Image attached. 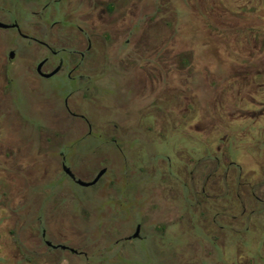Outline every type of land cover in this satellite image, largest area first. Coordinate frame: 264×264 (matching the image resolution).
<instances>
[{
	"label": "flooded vegetation",
	"instance_id": "af4514ba",
	"mask_svg": "<svg viewBox=\"0 0 264 264\" xmlns=\"http://www.w3.org/2000/svg\"><path fill=\"white\" fill-rule=\"evenodd\" d=\"M188 2L195 28L210 37L209 46L205 45L210 49L206 50L212 57L216 51L228 53L217 62L207 61L210 90L201 98L195 86L197 47L182 48L179 5L172 14L173 22L163 19L165 25L175 27L153 29L152 43L149 0H0V31L12 30L24 41L0 44V123L5 125L7 115L14 114L8 112L12 106L17 112L14 99L8 108L2 103L15 81L10 73L16 62L23 61L36 83L57 77L72 83L63 101L65 123L87 131L88 137L98 132L111 149L104 162L118 165L113 152L126 144L134 129L130 112L125 108L123 116L113 115L98 126L84 110L85 105L98 103L103 72L113 69L127 83L126 91L140 114L139 128L163 143L173 144L180 138L190 146L184 149V143L177 144L173 150L176 162L168 160L166 154L159 156L157 183L165 186L164 196L174 195L180 213L173 227L185 223L190 232L196 218L204 238H192L189 245L198 249L197 244H211L212 258L217 246L224 254L214 258L216 263L225 259L227 264H264V0ZM20 11L25 16L21 17ZM110 52L116 58L113 61L108 58ZM218 64L225 69L220 77L215 70ZM228 66L237 70L231 74ZM218 77L228 85H217L215 91ZM77 93L80 97L73 99ZM151 98L157 106L151 107ZM110 129L114 134L105 140L104 132ZM103 153L98 151L97 159ZM62 155L61 168L67 178L76 183L84 180L67 165L68 156ZM20 159L5 158L2 162L15 164L9 170H16ZM129 164L133 165L125 162V166ZM134 167L144 174L143 166ZM37 168L32 163L26 173L4 168L0 172V264H39L42 253L46 258L60 251L86 254L49 239L37 216L24 226L20 213L34 207L22 203L20 192L24 186H38ZM103 169L107 168L99 172ZM138 228L140 234L135 237ZM141 230L138 224L134 234L122 241L142 240ZM249 235L252 243L262 245L259 256L249 255Z\"/></svg>",
	"mask_w": 264,
	"mask_h": 264
},
{
	"label": "rangeland",
	"instance_id": "374dc122",
	"mask_svg": "<svg viewBox=\"0 0 264 264\" xmlns=\"http://www.w3.org/2000/svg\"><path fill=\"white\" fill-rule=\"evenodd\" d=\"M149 3L152 43L156 32L153 29H173L174 25L167 26L164 21L173 22L175 6L182 7V48L189 50L193 46L197 47L195 86L199 87L201 98L208 88L210 90V84L206 83L207 61L213 59L217 62L227 58L228 53L216 51L215 57H212L211 52L206 50L210 49L205 46H209L210 37L195 28L189 14L192 4L188 0H149ZM19 14L25 16L22 11ZM12 42L24 41L12 30L0 31V44ZM108 58L112 61L116 59L111 52ZM228 69L230 73L237 70L231 66ZM215 70L219 71L220 77L225 69L218 64ZM12 72L10 78L15 75V81L2 107L8 108L11 99H14L17 112L12 106L8 112L12 110L14 114L7 115L6 126L0 123V172L4 168L8 172L26 173L30 171V165L35 163L38 166V186L32 189L24 186L20 195L23 204L33 205L38 211L35 212L33 208L20 213L24 226L37 216L43 221L49 239L86 253L78 256L60 251L50 258L42 253L39 264H46L47 260L48 264H227L225 259L220 260V263L214 260L224 254L217 246H214L212 258L209 255L213 251L211 244H197L198 249L189 245L192 238H204L202 229L197 227L196 218L192 219L195 228L190 232L185 223L177 229L173 227L180 213L174 195L164 196L165 186L157 183L159 156L166 154L168 160L176 162L178 158L173 150L177 144L184 143V149H190V146L180 138L176 142L174 136L175 143H163L153 134L146 133L142 127L139 128L140 114L135 110V102L127 93V83L122 76L115 74L113 69H105L102 84L98 88L101 98L98 103L84 106L92 123L98 126L105 124L113 115L123 116L125 108L130 112L134 129L127 136L126 144L122 143L116 151L112 148L113 155L119 161L116 165L104 162L109 153V144L96 135L98 132L88 137L87 131H82L76 125L68 127L65 123L63 101L67 99V91L72 83L62 77L36 83L31 80L23 61L16 62ZM219 77L216 81L221 79ZM216 81L215 91H218L217 85H228L225 79L219 84ZM79 97L77 93L73 99L78 100ZM199 100L203 106L204 101ZM151 103V107L157 106L154 98H151ZM155 122L157 124L158 119ZM113 134L111 129L104 132V139H109ZM156 134L159 132L156 131ZM82 139L85 140L80 141ZM98 151L104 153L97 159ZM62 154L68 156L67 165L84 180L93 179L101 168H107L108 172L99 184L82 187L64 174L61 168ZM15 157H21L20 163H16V170H9L15 164L5 165L2 161ZM125 162L143 166L144 174L132 164L125 166ZM138 224L142 226V240L122 241L134 234ZM162 225L169 227L163 229ZM26 230L23 227V235H26ZM168 237L166 244L162 245L161 242ZM252 241L253 236L249 235L246 242L249 255L259 256L263 251L262 245Z\"/></svg>",
	"mask_w": 264,
	"mask_h": 264
},
{
	"label": "water",
	"instance_id": "95a60500",
	"mask_svg": "<svg viewBox=\"0 0 264 264\" xmlns=\"http://www.w3.org/2000/svg\"><path fill=\"white\" fill-rule=\"evenodd\" d=\"M52 75L53 74H50V75H48V77H50ZM106 172H107V169H103L102 171H100L97 174V176L92 181H85V180L79 179V180H77V184L80 185V186H82V187H91V186H94V185H96L100 181V179L106 174ZM66 173L69 176L75 178L74 174L72 173V171L70 169L66 168ZM139 232H140V228H138V231L135 234V237H138L139 236V234H140Z\"/></svg>",
	"mask_w": 264,
	"mask_h": 264
}]
</instances>
